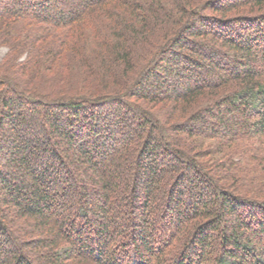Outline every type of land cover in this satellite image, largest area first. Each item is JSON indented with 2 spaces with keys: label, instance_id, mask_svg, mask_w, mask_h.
<instances>
[{
  "label": "trees",
  "instance_id": "1",
  "mask_svg": "<svg viewBox=\"0 0 264 264\" xmlns=\"http://www.w3.org/2000/svg\"><path fill=\"white\" fill-rule=\"evenodd\" d=\"M0 44V264H264V0H0Z\"/></svg>",
  "mask_w": 264,
  "mask_h": 264
},
{
  "label": "rangeland",
  "instance_id": "2",
  "mask_svg": "<svg viewBox=\"0 0 264 264\" xmlns=\"http://www.w3.org/2000/svg\"><path fill=\"white\" fill-rule=\"evenodd\" d=\"M9 47L7 45L0 44V60L5 57V55L8 53ZM136 52L139 53V50L136 49ZM27 54H24L20 60H23ZM154 81V80H153ZM152 81V82H153Z\"/></svg>",
  "mask_w": 264,
  "mask_h": 264
}]
</instances>
